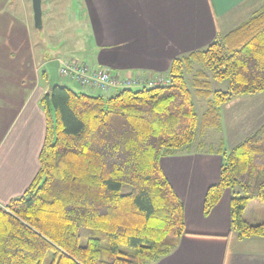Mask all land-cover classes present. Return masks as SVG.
Instances as JSON below:
<instances>
[{
    "label": "trees",
    "instance_id": "16d2710c",
    "mask_svg": "<svg viewBox=\"0 0 264 264\" xmlns=\"http://www.w3.org/2000/svg\"><path fill=\"white\" fill-rule=\"evenodd\" d=\"M41 76L48 81L44 68ZM160 76L169 85L106 98L62 85L41 96L39 169L23 195L0 207V264H154L170 255L185 234L184 207L160 162L194 150L222 158L204 215L229 192L231 230L239 240L264 237V219L246 217L252 204L264 210V122L229 152L202 140L221 132V107L264 93V0ZM225 81L226 91L211 90ZM193 95L206 102L200 115Z\"/></svg>",
    "mask_w": 264,
    "mask_h": 264
},
{
    "label": "crops",
    "instance_id": "0c3cea01",
    "mask_svg": "<svg viewBox=\"0 0 264 264\" xmlns=\"http://www.w3.org/2000/svg\"><path fill=\"white\" fill-rule=\"evenodd\" d=\"M4 1L0 6V207L23 195L38 172L45 132L39 99L48 91L36 58L39 42L33 41L28 18L23 12L17 19L4 8L8 0ZM262 4L263 0H78L91 41L75 55L88 56L86 62L79 61L117 79L139 75L150 80L164 75L173 59L202 50L238 27ZM50 59L63 58H46L42 64ZM241 99L220 110L221 119L223 111L236 112L232 130L238 135L247 119L252 123L261 118L259 126L264 122V107L253 109L256 101L244 105ZM228 121L221 122V132ZM207 132L202 138L206 148L220 144L224 148L222 139L216 145L206 142ZM205 152L180 153L160 162L183 204L185 234L170 255L154 264H264V237L239 240L231 230L229 192L204 215V194L218 181L222 164L220 155Z\"/></svg>",
    "mask_w": 264,
    "mask_h": 264
},
{
    "label": "rangeland",
    "instance_id": "374dc122",
    "mask_svg": "<svg viewBox=\"0 0 264 264\" xmlns=\"http://www.w3.org/2000/svg\"><path fill=\"white\" fill-rule=\"evenodd\" d=\"M4 2V0H0V6L3 7ZM4 8L13 12L17 19L20 17L22 18L23 12L25 18H28V24L30 25V32L31 36L33 37V41L35 43L39 42V46H37L36 49V58L38 60L39 66L41 63V72L43 65L45 64H42L43 60L46 58H53L56 56L67 59L64 57L67 56L77 60H83L85 62L87 59H89L88 56L84 57L86 59H80L75 55V53L79 52L80 49L87 45L88 40L89 43L91 41L89 38L91 35L86 29V22L84 21L83 16L80 14L78 0H41L43 29L40 31L34 27L31 0H8V3L6 6H4ZM194 68L198 69V66L195 65ZM189 78L190 77H187V81H189ZM60 81L63 87H67L76 93H84L91 96L101 95L105 98L112 96L111 93H98L96 91L89 92L86 88H80L75 83L64 78H60ZM44 85L45 82H42L43 87H45ZM227 86V81L222 83L211 82L212 91H226ZM130 89L137 90L138 88L132 87ZM263 95L264 93L255 96H244L239 103L247 105L245 104V101H256L257 106H251L253 109H260L264 107V101H259V97ZM193 102L195 104L197 114L200 115L205 110V100L198 99L193 95ZM235 103L237 102L234 101L232 104ZM258 104L260 106H258ZM232 109L233 108L228 111H223V117L221 119L222 125L224 123L223 120H229L225 124V127H223V131L219 133L211 130L210 132H207L205 140L208 143L212 142L213 145H216L222 139L226 152H229L231 148L251 134L259 126V120L261 119H255V121L252 123L250 119H247L246 124H240V134L238 135V132L235 133V131L232 130L234 127L232 117L236 114V112L234 113ZM262 120H264V116L262 117ZM263 212V208L252 204L246 211V217H250V220H252L253 223H257L264 219Z\"/></svg>",
    "mask_w": 264,
    "mask_h": 264
},
{
    "label": "built area",
    "instance_id": "2783aa9c",
    "mask_svg": "<svg viewBox=\"0 0 264 264\" xmlns=\"http://www.w3.org/2000/svg\"><path fill=\"white\" fill-rule=\"evenodd\" d=\"M59 78L67 79L81 88L96 90L99 93H109L111 90L125 88H145L154 86H167L169 79L164 76H155L150 80L135 75L128 78L117 79L109 72L92 69L87 64L77 59H59Z\"/></svg>",
    "mask_w": 264,
    "mask_h": 264
},
{
    "label": "water",
    "instance_id": "95a60500",
    "mask_svg": "<svg viewBox=\"0 0 264 264\" xmlns=\"http://www.w3.org/2000/svg\"><path fill=\"white\" fill-rule=\"evenodd\" d=\"M32 10H33V21L34 27L38 30H41L42 27V10H41V0H31ZM43 68L48 77V90H51L55 87L61 85V81L58 75L59 61L53 59L45 62Z\"/></svg>",
    "mask_w": 264,
    "mask_h": 264
}]
</instances>
